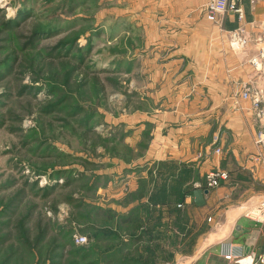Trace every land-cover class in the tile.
Listing matches in <instances>:
<instances>
[{"label":"rangeland","instance_id":"374dc122","mask_svg":"<svg viewBox=\"0 0 264 264\" xmlns=\"http://www.w3.org/2000/svg\"><path fill=\"white\" fill-rule=\"evenodd\" d=\"M202 2L0 0V264L188 261L187 245L183 255L163 256L161 233L144 240L153 229L147 218L158 215L152 208H142L146 223L133 231L124 205L148 192L126 193L125 183L129 171H144L150 122L167 113L153 111L142 57L171 55L157 45L188 31ZM262 93L247 97L260 124ZM78 234L86 243H76Z\"/></svg>","mask_w":264,"mask_h":264},{"label":"crops","instance_id":"0c3cea01","mask_svg":"<svg viewBox=\"0 0 264 264\" xmlns=\"http://www.w3.org/2000/svg\"><path fill=\"white\" fill-rule=\"evenodd\" d=\"M244 9L246 26L257 36V24L264 21V0L255 5L245 0ZM191 19L194 24L188 31H175L169 43L157 45L170 47L171 55L142 57L153 111L167 113L164 122H150L155 133L144 171H129L130 182L125 183L126 193L145 186L148 196L143 193L128 201L124 209L132 215L135 232L145 222L146 216H139L146 211L143 207L157 212L147 218L153 229L143 237L161 233L163 256L183 255L187 245L184 264H232L227 254L257 257L264 252V205L253 209L260 216L241 212L248 209L249 200L264 196V147L257 142L264 124L258 122L251 98L242 97L247 88L263 91L264 96V70L257 71L250 62L257 44L245 51L230 47V30L238 25L233 14L215 22L202 8ZM170 110L173 113L168 114ZM259 152L263 160H255ZM210 170H225L229 179L207 188ZM198 188L208 191L202 206L193 198ZM212 256L219 261L208 262Z\"/></svg>","mask_w":264,"mask_h":264},{"label":"built area","instance_id":"2783aa9c","mask_svg":"<svg viewBox=\"0 0 264 264\" xmlns=\"http://www.w3.org/2000/svg\"><path fill=\"white\" fill-rule=\"evenodd\" d=\"M207 8L208 17L215 22H221L222 16L231 13L235 16L238 25L229 33V44L233 50L240 51L247 48L250 44L254 43L258 45V51L250 58L251 64L254 68L261 72L264 70V21L257 24L260 32L257 36H253L250 30L246 26V16L244 9L245 0H204ZM251 5H255L262 0H248ZM251 96L250 89L247 88L242 92V97L247 98ZM255 106L258 108L260 103V96L256 93L253 96ZM262 111L259 112L261 114ZM260 141H264L261 139ZM216 152H221L220 148L216 149ZM257 156L255 160H259ZM229 172L225 170H210L206 174L207 188H214L219 186L222 181L229 179ZM264 205V202L262 203ZM259 213V210H256ZM256 216H260L256 214ZM87 238L81 234L75 236L77 244L86 243ZM228 260H235L237 264H253L254 262L264 263V252L257 257L255 256H243L242 254H227L225 256ZM250 258V260H249Z\"/></svg>","mask_w":264,"mask_h":264},{"label":"water","instance_id":"95a60500","mask_svg":"<svg viewBox=\"0 0 264 264\" xmlns=\"http://www.w3.org/2000/svg\"><path fill=\"white\" fill-rule=\"evenodd\" d=\"M245 49L240 50V51H245ZM207 190H203L201 188H198L196 190H194L193 192V198H194V202L196 205L198 206H202L205 204V200H204V195L207 193ZM264 202V196L261 197H254L251 200H249L247 202V206H253V205H257L259 203H263ZM244 210L241 209V212H243Z\"/></svg>","mask_w":264,"mask_h":264},{"label":"bare ground","instance_id":"6f19581e","mask_svg":"<svg viewBox=\"0 0 264 264\" xmlns=\"http://www.w3.org/2000/svg\"><path fill=\"white\" fill-rule=\"evenodd\" d=\"M250 260V259H249Z\"/></svg>","mask_w":264,"mask_h":264}]
</instances>
